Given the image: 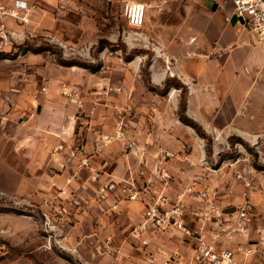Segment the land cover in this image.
<instances>
[{
	"label": "rangeland",
	"instance_id": "obj_1",
	"mask_svg": "<svg viewBox=\"0 0 264 264\" xmlns=\"http://www.w3.org/2000/svg\"><path fill=\"white\" fill-rule=\"evenodd\" d=\"M127 2L29 0V22L7 18L9 30L20 37H10L11 42L0 48V264H149L142 259L148 252L153 255L150 250L155 241L144 236L147 244L142 246L130 239L134 223L124 221L116 212L100 218L89 209L80 217L74 204H65L55 181L47 179L53 191L50 198L45 186L46 174L56 176L60 171L51 168L43 152V115L50 120L57 107L95 108L106 105L107 99L117 104L112 94L121 90L117 79L125 71L141 74L150 89L163 94L179 89L180 99L187 89L174 76L168 77L172 83L165 80L152 85L154 50L123 39L127 33L135 40L126 20ZM225 84L213 76L199 81V94L208 104L209 126L204 129L188 117L195 123L189 129L193 142L189 140L183 150L195 160L192 164L182 161L190 163L188 169L192 171L180 180L192 187L188 192L192 197L200 190L207 193L198 202L208 207L196 209L210 213L202 222L206 238L233 251L239 264H246L251 255L264 264V82L260 87L263 91L246 98L221 95L225 92L219 85ZM68 91L74 92L75 98H69ZM128 104L125 107L130 108ZM39 106L45 107L41 116ZM84 119L78 124L79 131L95 122ZM227 121L236 128L211 126ZM75 144L60 139L50 146V153L62 154L57 161L66 162L65 158L73 155L72 149L76 150ZM67 148L69 156L64 151ZM245 196L252 205L247 217L240 219L232 207ZM185 208L190 225L196 228L192 209ZM167 231L171 236L162 246L168 251V263L196 264L197 240L182 239L172 235L176 231Z\"/></svg>",
	"mask_w": 264,
	"mask_h": 264
},
{
	"label": "crops",
	"instance_id": "obj_2",
	"mask_svg": "<svg viewBox=\"0 0 264 264\" xmlns=\"http://www.w3.org/2000/svg\"><path fill=\"white\" fill-rule=\"evenodd\" d=\"M24 1L29 4V0ZM128 2L144 3L146 19L142 26L128 24L133 28L135 40H131V34L123 33L124 41L128 44L136 43L143 49L154 50L150 68L152 85L163 84L169 76L180 79L187 87L185 114L198 121L204 129L209 126L208 104L204 95L199 94V81L209 80L213 76L219 81L227 82V85H219V89L225 92L221 95L230 98L253 97L258 95L259 90L263 91L260 87L264 82V44L257 42L248 29L237 21L233 14V0ZM140 61L139 58L138 62ZM120 77L117 80L121 90L112 94L117 104L107 99L106 105L95 108L84 106L80 109L75 105L57 107L52 110L50 120L49 116L43 115L45 107H41L40 116L43 115L44 118L41 120L42 127L46 131L43 152L51 162V168L62 171L56 176L47 173L46 180L50 178L56 182L55 189H62L60 192L65 204H74L80 217V213L85 214L88 209L100 218L107 212L110 215L116 212L124 221L134 223V227L140 223L146 204L153 201L156 192L165 187L162 181L165 177L169 182L165 188L169 198L177 201L180 196L182 204L192 209V221L196 223L193 226L202 224L203 219L196 217L193 211L201 210L200 208L205 210L208 204L198 202L201 199L197 196H190L188 192L192 187L186 180H180L191 173L192 169L188 167L195 159L183 150L189 145V129L193 127L178 116L181 102L179 89L172 88L163 94L160 90L150 89L141 74L125 71ZM129 97L130 102H124ZM126 103H129L130 108L125 107ZM79 113L81 115L75 119V114ZM129 113L132 114L131 118ZM67 117L72 118L69 129L65 126ZM84 118H92L95 122L85 128L81 127L79 131L78 124ZM121 120L125 124L123 140L130 143V147L116 137V125ZM211 126L236 128V124H231L230 121ZM105 135L111 137V141L106 144L103 143ZM60 139L80 145L89 157L90 164L79 166L84 157L79 153L70 155L69 158L64 157L66 162L61 160L59 163L57 158L60 159L62 154L53 156L50 146L60 143ZM161 150H166L170 155H162ZM64 151H68L69 156L70 150L67 148ZM187 160L190 163L182 162ZM62 164L65 167L61 168ZM141 171L144 173L140 174ZM95 173L100 174L97 179H94ZM70 176L71 180L68 182ZM130 182L134 185L133 189L140 192L136 200L126 199L119 191ZM48 183V180L45 181L50 198L53 191ZM104 185H109V192L106 196L97 198V190ZM114 203L118 204L115 211L111 209ZM188 215L187 221L191 224ZM133 227L128 236L133 241L142 246L145 245L142 242L144 236L155 241L152 245L154 248L150 250L153 255L148 252L142 259L143 263L172 264L168 263V251L162 246L171 236L169 231L151 229L135 238L131 235ZM175 234L180 235L179 238L183 236L182 239H192L180 231L172 235ZM189 256H193L192 252ZM246 264L261 263L256 256L251 255Z\"/></svg>",
	"mask_w": 264,
	"mask_h": 264
},
{
	"label": "built area",
	"instance_id": "obj_3",
	"mask_svg": "<svg viewBox=\"0 0 264 264\" xmlns=\"http://www.w3.org/2000/svg\"><path fill=\"white\" fill-rule=\"evenodd\" d=\"M31 7L24 0H0V48L8 45L11 42L10 37L19 38L20 35L16 31H10L7 27V18L19 20L22 23L29 22ZM233 14L237 21L244 25L255 40L264 44V0H233ZM125 15L127 23L130 26H142L146 19V5L141 2H128L125 6ZM69 98H75V93L72 91L66 92ZM124 121L121 120L116 125V137L121 138L125 146L130 147L131 144L123 140ZM103 143L111 141V137L105 135ZM72 153L84 155L79 166H88L90 164L89 157L86 156L85 150L80 145L75 146ZM162 155L169 156L166 150H161ZM65 164H62L64 167ZM144 172L141 171L140 174ZM100 176L95 173L94 179ZM164 176V175H162ZM70 182L71 177H69ZM163 185L161 190L156 192V197L150 203L146 204V209L140 223L132 230V236L138 238L146 231L151 229L174 230L188 234L197 240L198 259L196 264H239L234 252L228 248L218 247L214 242L207 240L203 234L205 225L199 224L196 228L192 227L187 221L188 210L182 204L180 199L172 201L166 193L165 188L168 187V180L163 177ZM56 185V183H54ZM133 184L130 182L120 188V193L128 200H136L139 198L140 192L133 189ZM109 192V185L100 187L96 192L97 198L106 196ZM200 199H204L207 193L203 190L195 194ZM45 200V203H48ZM251 199L245 196L243 201L235 207L240 219H245L251 207ZM213 206V205H212ZM118 204L114 203L111 207L113 211L117 210ZM196 216L202 214L201 219L209 216V211L194 212ZM206 219V220H207ZM143 244H147L146 240H142Z\"/></svg>",
	"mask_w": 264,
	"mask_h": 264
},
{
	"label": "trees",
	"instance_id": "obj_4",
	"mask_svg": "<svg viewBox=\"0 0 264 264\" xmlns=\"http://www.w3.org/2000/svg\"><path fill=\"white\" fill-rule=\"evenodd\" d=\"M167 81V83L166 84H168V83H172V81H174L173 79H167L166 80ZM170 81V82H169ZM175 86H179V84H175ZM180 86H184V88H186V86L184 85V84H181ZM164 92H166V91H164ZM186 94H187V89H186V91H185V93H184V95H182V97H181V102H180V107H179V114H180V116H181V119L185 122V123H187V124H189V125H195V123L193 122V121H191L189 118H188V116H186V114H185V108H186ZM184 114V115H183Z\"/></svg>",
	"mask_w": 264,
	"mask_h": 264
},
{
	"label": "water",
	"instance_id": "obj_5",
	"mask_svg": "<svg viewBox=\"0 0 264 264\" xmlns=\"http://www.w3.org/2000/svg\"><path fill=\"white\" fill-rule=\"evenodd\" d=\"M40 110H41V106H39V108H38V111L40 112ZM71 124H72V118L71 117H67L66 118V122H65V126H66V128L67 129H69L70 127H71ZM235 208L234 207H232V210H234Z\"/></svg>",
	"mask_w": 264,
	"mask_h": 264
}]
</instances>
